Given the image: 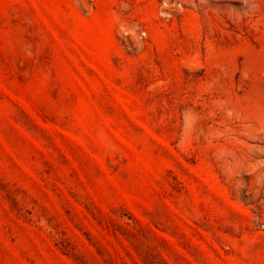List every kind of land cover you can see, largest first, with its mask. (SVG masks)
Listing matches in <instances>:
<instances>
[{
	"label": "rangeland",
	"instance_id": "rangeland-1",
	"mask_svg": "<svg viewBox=\"0 0 264 264\" xmlns=\"http://www.w3.org/2000/svg\"><path fill=\"white\" fill-rule=\"evenodd\" d=\"M0 264H264V0H0Z\"/></svg>",
	"mask_w": 264,
	"mask_h": 264
}]
</instances>
